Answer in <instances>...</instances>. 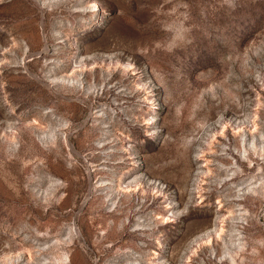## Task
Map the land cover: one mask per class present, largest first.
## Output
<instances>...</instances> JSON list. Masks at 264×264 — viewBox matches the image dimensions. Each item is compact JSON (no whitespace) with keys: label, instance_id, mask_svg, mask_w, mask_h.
<instances>
[{"label":"rangeland","instance_id":"1","mask_svg":"<svg viewBox=\"0 0 264 264\" xmlns=\"http://www.w3.org/2000/svg\"><path fill=\"white\" fill-rule=\"evenodd\" d=\"M0 264H264V0H0Z\"/></svg>","mask_w":264,"mask_h":264}]
</instances>
